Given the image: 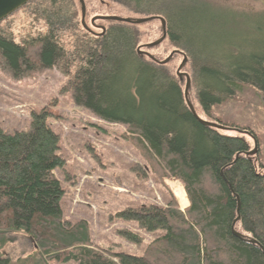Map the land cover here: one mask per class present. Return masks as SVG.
Returning <instances> with one entry per match:
<instances>
[{
	"label": "trees",
	"instance_id": "trees-1",
	"mask_svg": "<svg viewBox=\"0 0 264 264\" xmlns=\"http://www.w3.org/2000/svg\"><path fill=\"white\" fill-rule=\"evenodd\" d=\"M59 1L47 0L42 15L47 31L31 44L20 46L0 34V59L13 76L36 67H56L63 57L58 32L82 28L75 14L66 17ZM111 2L136 16L163 18L171 45L186 56L187 63L188 54L194 56L176 34L183 29L190 6L208 5L205 0ZM134 28L117 24L102 35L84 36L76 47L78 67L72 75L67 68L61 71L70 77L74 104L103 122L125 127L151 172L160 180L182 185L188 207L182 212L170 198L164 207L145 204L117 214L147 234L158 233L141 257L93 246L85 221L71 224L63 219L59 204L64 191L53 175L64 166L57 155L60 138L47 122L48 112H32L27 132L7 133L0 125V251L8 236L22 234L35 248V258L23 262L31 264H43L42 258L45 264H264V162L261 152L246 156L251 152L247 137L253 144L261 140L252 126L211 115L243 95L245 88L264 97V57L250 56L240 63L235 60L240 52L235 46L221 49L217 59L221 63L210 58L201 63L192 57L202 113L213 121L208 122L230 129L218 131L191 115L181 78L137 53ZM29 46L37 47L34 62ZM142 177L146 179V173ZM118 234L128 243H141L132 232ZM0 264L10 261L0 254Z\"/></svg>",
	"mask_w": 264,
	"mask_h": 264
},
{
	"label": "rangeland",
	"instance_id": "rangeland-1",
	"mask_svg": "<svg viewBox=\"0 0 264 264\" xmlns=\"http://www.w3.org/2000/svg\"><path fill=\"white\" fill-rule=\"evenodd\" d=\"M46 2L47 0H34L30 5L22 7L1 21L0 34L20 46L29 45L33 40L45 35L47 29L42 15L45 8H48ZM59 2L58 6L67 14L66 17L75 14L76 22L80 21V6L77 0ZM205 2L208 5L190 6L191 9L183 18V29L176 37L194 54H188L189 62L182 70L190 79L189 100L196 114L201 119L210 121L202 113L196 99L197 77L193 70V58L197 60V56L201 63L209 58L208 61L212 63H221L217 60L221 59V49L228 46L240 49L235 58L240 63L250 56L264 57V0ZM84 3L85 23L90 33H86L81 27L59 31L57 39L63 57L56 67H36L33 71H23V74L16 77L4 67L0 59V125L7 133L27 132L32 112H48L50 115L47 122L60 138V150L57 155L64 160V166L53 172L64 191L59 204L63 219L71 224L85 221L93 246L116 254L141 257L158 233L147 234L138 229L135 223L121 221L117 214L128 207L136 208L145 204L164 207L170 198H173L178 209L183 212L188 206V201L186 197L184 200L177 197V187L184 193L177 180H160L151 172L136 143L127 137L125 127L103 122L74 104L72 91L68 87L70 77H66L61 70L67 68L72 75L78 67L75 53L78 49L77 42H81V38L96 37L101 32L100 27L117 25L96 22L97 28H92L90 20L96 16L142 18L111 0H84ZM212 8L221 12L213 11ZM134 30L138 34L137 48L140 49L161 37L158 21L138 26ZM29 47V58L34 62L37 47ZM173 50L175 48L169 40H165L158 47L143 51L148 52L157 61H163ZM225 55L227 53L223 54ZM229 56L230 54L227 58ZM181 62V56L176 55L165 69L175 76ZM184 87L185 79L182 78L180 88L184 90ZM244 91L243 95L215 108L211 115L212 118L252 126L261 144L255 140L254 146L251 138L247 137L250 151L255 150L256 155L261 152L260 159L264 162V97L250 89L245 88ZM224 135L235 136L231 132H225ZM143 173H146V179H143ZM119 231L136 234L141 243H128L118 234ZM0 254L8 259L10 264H22L26 258L35 256V248L26 236L13 234L8 236ZM42 261L45 264V259L42 258ZM23 264H31V261ZM47 264L61 263L50 261Z\"/></svg>",
	"mask_w": 264,
	"mask_h": 264
},
{
	"label": "water",
	"instance_id": "water-1",
	"mask_svg": "<svg viewBox=\"0 0 264 264\" xmlns=\"http://www.w3.org/2000/svg\"><path fill=\"white\" fill-rule=\"evenodd\" d=\"M31 1L32 0H0V22L3 21L4 19H6L7 17H9L10 15H12L13 13H15L17 10L24 7L26 4H28ZM77 1H78L79 6H80V23H81V26L85 31L90 32L89 28L87 27V25L85 23L86 7H85L84 0H77ZM153 21H158L160 23L161 37L157 41H155L154 43L146 44V45L141 47L143 50L144 49L151 50V49H154V48L158 47L159 45H161L167 39L166 24H165L164 19L161 17L154 16V17H142V18H121V17H117V16H96L90 20V26L94 27L96 22H109V23L124 24V25H130V26L138 27V26H141V25L153 22ZM100 30L102 31L101 33L105 32L104 27H100ZM142 49L137 48V50H136L137 53L141 56H144L145 58H147L148 60H150L151 62H153L159 66H166L171 61V59L176 55L181 56L182 62L176 70V75L178 78H181V80H182V78L185 79L183 98H184V102H185L189 112L194 117V119L203 126H207V127H210L212 129H215L218 131H229L230 130V129L221 127L217 124L205 121V120L201 119L196 114L195 109L189 100L190 79H189L188 75H186L185 73L182 72L183 68L187 64V58L181 51L175 49L170 53V55L165 60L157 61L148 52H145ZM238 133H240V132H238ZM254 146H255V142H254ZM255 153H256V151L253 150L251 152H248L246 154V156H253ZM238 210H239V203L237 204V214H238ZM238 220H239V217H237V219L233 222L232 226ZM232 233L235 237H239V234L235 233L233 231V229H232Z\"/></svg>",
	"mask_w": 264,
	"mask_h": 264
},
{
	"label": "bare ground",
	"instance_id": "bare-ground-1",
	"mask_svg": "<svg viewBox=\"0 0 264 264\" xmlns=\"http://www.w3.org/2000/svg\"><path fill=\"white\" fill-rule=\"evenodd\" d=\"M177 197L179 198V199H185V196H184V193L182 192V190H181V188L180 187H177Z\"/></svg>",
	"mask_w": 264,
	"mask_h": 264
},
{
	"label": "flooded vegetation",
	"instance_id": "flooded-vegetation-1",
	"mask_svg": "<svg viewBox=\"0 0 264 264\" xmlns=\"http://www.w3.org/2000/svg\"><path fill=\"white\" fill-rule=\"evenodd\" d=\"M92 28H97V27H96V25H95V26L92 27ZM105 29H106V28H105ZM100 31H101V30H100ZM101 32H102V31H101ZM101 32H100L101 35L104 34V33H101ZM167 40H168V36H167ZM143 57H144V56H143Z\"/></svg>",
	"mask_w": 264,
	"mask_h": 264
},
{
	"label": "crops",
	"instance_id": "crops-1",
	"mask_svg": "<svg viewBox=\"0 0 264 264\" xmlns=\"http://www.w3.org/2000/svg\"><path fill=\"white\" fill-rule=\"evenodd\" d=\"M175 195V194H174ZM175 198H176V196H175ZM177 199V198H176ZM178 200V199H177ZM188 207V206H187Z\"/></svg>",
	"mask_w": 264,
	"mask_h": 264
}]
</instances>
